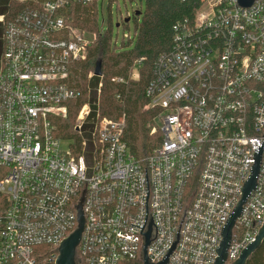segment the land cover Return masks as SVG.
Wrapping results in <instances>:
<instances>
[{"label":"built area","instance_id":"1","mask_svg":"<svg viewBox=\"0 0 264 264\" xmlns=\"http://www.w3.org/2000/svg\"><path fill=\"white\" fill-rule=\"evenodd\" d=\"M99 1L0 0V264H56L78 228L81 197L80 264H145L141 232L150 219L159 236L149 244L151 264L171 252L178 232L171 264H216L260 149L259 185L233 229V264L264 225V0L249 8L198 0L192 22L175 26L146 90V110L160 111L151 134L161 142L141 159L124 140L125 118H101L102 83L90 102L94 73L77 137L64 149L58 136L81 98L73 65L96 38L72 27L68 12L95 4L99 14Z\"/></svg>","mask_w":264,"mask_h":264},{"label":"trees","instance_id":"2","mask_svg":"<svg viewBox=\"0 0 264 264\" xmlns=\"http://www.w3.org/2000/svg\"><path fill=\"white\" fill-rule=\"evenodd\" d=\"M9 0H2L3 5ZM144 7L134 16L136 21L135 37L123 40L117 45L113 39L112 27L104 34L98 23V11L93 4L82 8L71 6L68 23L83 32L96 35L88 47L85 61L73 65L71 85L77 89L81 98L70 103V113L60 124L58 136L62 139L76 138L74 125L80 109L88 101V77L94 73L98 62L102 63V77L91 81L90 102L98 100V86L103 84L98 111L101 118L126 120L124 140L137 158L147 157L160 144V134L152 135L156 118L160 111L147 109L149 100L146 90L153 80V68L159 56L168 53L173 46L175 26L191 23L194 19L198 0H141ZM135 69L139 70V79H133ZM121 81V82H120ZM44 256L50 249L40 247ZM42 264H49L41 259ZM248 264H264V244L252 256Z\"/></svg>","mask_w":264,"mask_h":264},{"label":"water","instance_id":"3","mask_svg":"<svg viewBox=\"0 0 264 264\" xmlns=\"http://www.w3.org/2000/svg\"><path fill=\"white\" fill-rule=\"evenodd\" d=\"M239 3L242 7L249 8L253 5L254 0H239ZM141 13L139 11L136 12V16L139 17ZM132 18L125 19V23L128 24ZM120 27V24L117 25ZM94 76L97 78L102 77V63L98 62ZM96 102V101H95ZM93 102V103H95ZM261 153L262 150L258 149L253 163L250 167V170L247 174L245 182L242 186L240 194L237 198L235 206L232 210L230 218L227 222L225 230L223 232V242L219 249H216L218 252V258L216 260V264H228V251L232 243L233 239V229L238 218L241 216L244 208L255 192L256 188L259 185V175H260V164H261ZM86 197H81V202L77 208L78 213V228L77 230L71 234L60 246L59 248V257L56 261V264H80L77 260V249L81 243L83 233L85 231L86 219L83 211V204ZM141 236H147L145 246L143 249L144 261L145 264H151L150 250L149 244L159 240L158 232L156 225L150 219V223L148 226L147 232H141ZM181 244V234L178 232V243L172 244V250L169 254L163 257L156 264H171L178 248ZM264 244V225L261 228L259 235L256 240L251 243L248 247L241 251L238 260L233 264H248L252 256L262 247Z\"/></svg>","mask_w":264,"mask_h":264},{"label":"rangeland","instance_id":"4","mask_svg":"<svg viewBox=\"0 0 264 264\" xmlns=\"http://www.w3.org/2000/svg\"><path fill=\"white\" fill-rule=\"evenodd\" d=\"M12 7L13 10H15L18 9L19 6L18 5L16 6V3H13ZM97 7L99 10V16H98L99 29L102 34L108 32L112 27L113 39L114 41H116L117 45L119 46L123 42L124 35L126 34L132 35V39H134L135 28H136V21L134 19V16L136 15L137 11L142 10L144 7V4L141 2V0H100L97 4ZM127 15H130L132 18L128 24L125 23V19H127ZM118 24H120V27H117ZM83 33L86 34L85 37L87 39L94 38L92 33L89 32H83ZM139 76H140L139 70L135 69L133 73V79L138 80ZM88 85H89V77H88ZM62 122L63 121H61L60 124ZM71 139H65L63 145L64 149H67L69 147L70 144L69 140Z\"/></svg>","mask_w":264,"mask_h":264}]
</instances>
